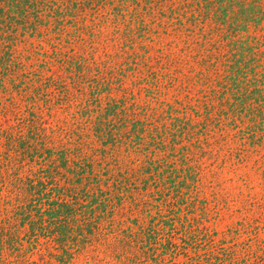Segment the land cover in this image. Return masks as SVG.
Here are the masks:
<instances>
[{"label":"rangeland","instance_id":"1","mask_svg":"<svg viewBox=\"0 0 264 264\" xmlns=\"http://www.w3.org/2000/svg\"><path fill=\"white\" fill-rule=\"evenodd\" d=\"M230 1L214 30L183 0H91L81 10L43 8L37 29L8 37L0 48V264H57L43 257L45 244L23 238L15 254L1 238L19 196L10 180L30 164L13 151L21 136L40 134L77 145L101 176L121 179L96 239L66 264H264L263 139L246 112L225 115L215 102L225 90L214 85L207 50L215 40L220 70L240 38V74L263 84L264 0ZM108 111L97 138L92 121ZM157 209L162 232L180 249L173 254L169 244V257L107 255V242L115 247L114 237L140 214L155 226L148 213Z\"/></svg>","mask_w":264,"mask_h":264},{"label":"trees","instance_id":"2","mask_svg":"<svg viewBox=\"0 0 264 264\" xmlns=\"http://www.w3.org/2000/svg\"><path fill=\"white\" fill-rule=\"evenodd\" d=\"M89 1L91 0H57L53 6L54 2L49 5L48 0H0V48L7 47L8 37L15 35L17 31L26 32L37 29V24L44 16L43 8L56 10L55 8L59 6L61 8L72 6L73 10H81L87 7ZM183 1L194 3L198 15L204 11L205 17L209 16L208 20L213 24L211 26L213 30L215 25L225 23V20L219 19L218 9L226 2L232 7L230 0ZM237 40L239 45L237 44L235 48L236 55H228L230 57L223 60V66L217 70L218 72L215 70L216 63L222 56L218 50L219 45L213 44L215 42L213 40L208 46L209 60L214 62V85L216 84V88L221 87L220 90H225L222 91L225 97L221 96L214 100L218 102L219 107L224 108L225 115L234 114L236 110L246 112L247 122L255 127L253 129L257 134L255 136L263 139L259 142L264 150V99L259 101L260 99L256 98V94L264 96V83L257 85L247 82L246 77L240 74L241 67L245 63L243 56L245 51H243L244 45L241 39ZM85 64L87 62L83 63ZM103 79L100 83H103ZM232 96L235 97L232 98ZM107 114L99 112L92 121L93 132L97 138H102L106 133V121H108L106 116H109L110 120L112 113L108 111ZM132 120L128 127L134 129L136 123ZM125 124L122 123V125ZM112 125L113 123L109 126ZM114 128L119 129L116 124ZM254 132L251 136H254ZM46 141L48 140L42 134L35 139L21 136L13 151L18 158L17 161L23 163L26 159L30 164L35 165L28 164L27 173L21 174L18 170L13 180H10L16 183L19 196L12 205V220L7 219L1 238L4 244L6 242L12 244L15 254L24 250L25 246L22 243L24 240H30L40 246L45 244L48 248L43 257H53V263L66 264V257H73L75 250L88 246L96 239L101 228L100 223L105 217L104 213L107 212V208L111 210L114 192L120 190L118 182L121 179L118 181L110 179L111 173H108L107 177L101 176L98 168H93L92 160L87 158L77 145L69 143L66 145L61 140L58 145ZM142 175L143 181H146L148 176H144L150 177L153 173L148 171ZM163 179L165 178H157L156 188H161L160 182ZM148 214L156 225L145 222L143 215L140 214L132 225L127 224L126 228H122L123 231L118 234L117 239L114 237L115 247L112 248L110 245L112 243L107 242V255L110 257H157L156 255L165 257L168 255L169 257V244L173 254L180 249V243L175 239L169 243V232H162L161 227L164 228L165 224L162 219L164 215L160 216V209ZM154 227L157 231L159 230L158 233L154 231ZM120 230L118 229V232ZM148 238L151 239L147 241L149 245H143ZM17 242L21 244H16ZM151 244H157V246L149 249Z\"/></svg>","mask_w":264,"mask_h":264}]
</instances>
